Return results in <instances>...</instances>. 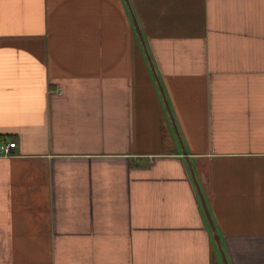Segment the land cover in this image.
<instances>
[{
	"label": "crops",
	"instance_id": "0c3cea01",
	"mask_svg": "<svg viewBox=\"0 0 264 264\" xmlns=\"http://www.w3.org/2000/svg\"><path fill=\"white\" fill-rule=\"evenodd\" d=\"M0 264H264V0H0Z\"/></svg>",
	"mask_w": 264,
	"mask_h": 264
},
{
	"label": "built area",
	"instance_id": "2783aa9c",
	"mask_svg": "<svg viewBox=\"0 0 264 264\" xmlns=\"http://www.w3.org/2000/svg\"><path fill=\"white\" fill-rule=\"evenodd\" d=\"M16 148V143L14 141H8L0 144V156L11 157L13 149Z\"/></svg>",
	"mask_w": 264,
	"mask_h": 264
}]
</instances>
